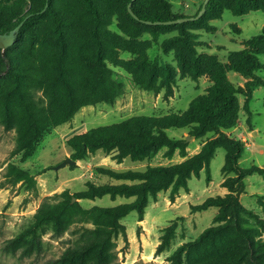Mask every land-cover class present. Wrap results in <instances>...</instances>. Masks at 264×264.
<instances>
[{
	"label": "rangeland",
	"instance_id": "1",
	"mask_svg": "<svg viewBox=\"0 0 264 264\" xmlns=\"http://www.w3.org/2000/svg\"><path fill=\"white\" fill-rule=\"evenodd\" d=\"M143 1V0H142ZM171 7L173 14L195 16L204 0H164ZM100 16V34L102 58L112 71V78L120 85L121 94L109 102L81 107L67 122L50 127L34 145L31 156L23 158L22 152L15 153L16 130L13 125L0 121V264H57L64 251L69 247L81 244L86 229L93 224L87 215L74 213L64 221L60 230L52 223L44 224L38 231L40 251L22 255L25 242H17L15 252L5 249L10 241L35 221L39 212L63 201L62 193L70 195L86 190L88 183L95 185L131 184L118 181L99 173V169H110L116 172L144 171L149 166H170L181 163L200 152L203 145L218 133L207 131L201 135H193L195 124L181 122L179 126L168 128L166 133L186 142V155L182 157L178 150L167 156V149H160L152 158L132 161L124 158L115 159L117 152L105 153L101 150L88 152L74 165L66 164L55 169L65 159H71L72 150L67 141L74 135L83 134L90 129L107 125H117L134 117L162 119L167 115L183 116L191 109V102L203 96L212 100V87L216 84L223 89L227 85L244 86L250 80L242 73L227 71L225 79H216L206 72L196 78L182 76L178 64V46L172 45L164 50L163 45L169 38L187 33L188 42L198 56H210L221 63H226L231 52L246 47L247 41L260 33L264 25V0L253 4L242 5L244 12L234 11V0H213L209 13L201 16L199 23H185L165 29L149 28L136 23L126 12L121 0H93ZM44 0H0V11L7 17L4 28L16 25L18 18L32 11H38ZM49 9L55 15L71 21L65 29V39L70 46L91 55L95 50L92 41V13L88 11L82 0H49ZM10 15V16H8ZM16 17V18H15ZM52 15H43L34 20L29 27L20 30V36L14 45L8 47L0 57L15 53L24 46L28 39L52 42L50 34ZM19 32V31H18ZM17 32V33H18ZM16 33V34H17ZM258 54L262 69L257 75L264 81V47ZM144 76L149 75L152 63L157 67L167 66L171 69L173 93L165 97V88L144 90L134 81L131 69L137 71V65H143ZM160 77L156 86L164 81ZM40 97L42 91L36 90ZM230 121L233 126L223 132L233 140L242 141L244 151L238 160L240 168L257 166L261 173H253L244 180V190L239 196L240 203L246 209L264 219V86L253 89L252 98L236 95V103L231 111ZM190 139L186 141V139ZM225 160V148L219 147L210 159L208 169L202 168L198 175H192L187 182L188 191L179 189L171 199V187L160 191L149 198L144 210V217L138 221L135 211L120 220L123 232L112 237L107 264H172L171 255L180 245L195 240L206 228L216 226L220 222L214 218L218 212L215 207L197 211L195 206L207 198L224 196L226 178L232 173H224L222 167ZM9 165H15L34 176V188L24 185H11L5 181L4 175ZM134 198L109 196L95 199L78 200L84 210L93 207L111 208L131 203ZM77 201L71 199V203ZM252 223V219L249 220ZM174 225V236L169 246L157 253L162 242L165 228ZM264 239V236H262ZM15 245V244H14Z\"/></svg>",
	"mask_w": 264,
	"mask_h": 264
},
{
	"label": "trees",
	"instance_id": "2",
	"mask_svg": "<svg viewBox=\"0 0 264 264\" xmlns=\"http://www.w3.org/2000/svg\"><path fill=\"white\" fill-rule=\"evenodd\" d=\"M48 1L44 0L40 10L18 18L14 27L22 21L21 28L29 27L34 20L51 14L53 17L50 34L53 41H36L31 38L15 53L0 57V121L15 127V153L22 152L23 158L31 156L35 143L45 131L69 121L79 108L109 102L121 94L120 85L112 78V71L103 62V47L99 38L100 16L93 0H82L92 13V41L95 50L91 55L66 42L65 29L71 26V21L55 15L47 6ZM121 1L128 15L141 26L152 29L172 26L182 28L187 23H163L188 17L173 14L170 5L164 0ZM234 1V11L242 14L243 4H253L257 0ZM129 4L136 18L129 13ZM212 4L213 0H209L204 13L212 10ZM3 10L5 9L0 11ZM7 12H10L9 9H6L4 16L0 12V34L8 33L14 28H4ZM200 21L201 18L188 23ZM19 36L20 30L15 39ZM187 36V33H181L167 39L163 45V49L167 50L177 44L178 64L182 76L196 78L206 72L216 79H225L227 71H236L250 80L244 86L227 85L225 89L219 84L214 85L211 91L215 99L203 96L193 100L190 111L183 116L167 115L162 119L134 117L121 124L101 126L74 135L67 141L72 150L71 159L80 160L88 152L101 150L105 153L116 151L115 159L118 161L124 158L142 161L152 158L162 148L167 149L169 157L175 150L184 157L185 140L172 138L166 133L168 128L177 127L181 122L195 124L193 135L212 131L218 133V136L207 141L200 152L178 164L149 166L144 171L116 172L99 169V173L131 184L88 183L86 190L79 193L70 195L67 191L63 192L61 203L39 212L31 226L13 238L5 249L14 253L16 243L25 242L26 245L21 250L22 255L38 252V231L44 224L52 223L60 230L65 220L74 213H79L90 218L93 228L86 229L87 234L83 236L81 244L66 249L56 263L107 264L112 237L124 230L120 220L135 211L138 221H141L149 198L169 187L172 188L171 199L179 189L188 191L187 182L190 177L193 174L197 176L202 168L207 170L215 149L224 147L225 160L222 171L233 174L224 181L227 193L224 196L207 198L194 207L197 211L217 208L214 220L220 224L206 228L195 240L177 247L171 255L172 264H264V219L243 207L239 200L244 190L245 178L255 172L261 173L262 169L254 165L240 168L238 160L245 145L242 141L230 139L223 132L233 126L229 119L233 116L231 111L236 103V95L240 94L249 101L253 89L264 86V81L257 75L262 69L257 55L262 53L264 47V25L259 34L247 41L244 49L231 52L225 64L214 57L198 56ZM142 63L143 65H137V71H130L139 87L157 91L162 86L165 88V97L172 96L171 69L161 66L159 70L154 62L150 66L149 75L144 76L142 71L145 61ZM159 72L162 73L164 85L157 87ZM36 90L42 91L40 97L35 95ZM4 178L11 185L20 183L27 189L34 188L36 184L33 175L15 165L7 167ZM104 196L111 199L132 197L134 200L111 208L93 207L89 210L82 209L78 203V200H93ZM72 198L77 201L71 203ZM250 219L252 223L249 222ZM173 236L174 225L165 228L157 253L169 246Z\"/></svg>",
	"mask_w": 264,
	"mask_h": 264
},
{
	"label": "water",
	"instance_id": "3",
	"mask_svg": "<svg viewBox=\"0 0 264 264\" xmlns=\"http://www.w3.org/2000/svg\"><path fill=\"white\" fill-rule=\"evenodd\" d=\"M208 1L209 0H204L201 9L199 10L197 15H195V16L181 17V18H177L175 20L166 21V22H163V23H165V24H180V23H185V22H188V21H195V20L199 19L204 14V12L206 10V4L208 3ZM128 11L134 18H136L135 15L131 11L130 4L128 5ZM22 24H23V21L20 22L16 27H14L8 33L0 34V49L2 50V53L8 47L13 45L15 35L19 31V29L22 26ZM189 140H190L189 138L186 139V141H189ZM75 163L76 162L74 160H72L70 158H67L62 163H60L58 166H56L55 169L62 168L66 164L74 165Z\"/></svg>",
	"mask_w": 264,
	"mask_h": 264
}]
</instances>
